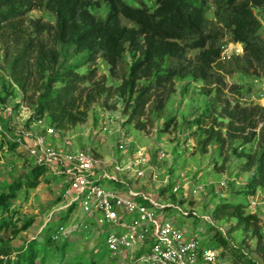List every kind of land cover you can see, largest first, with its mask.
Wrapping results in <instances>:
<instances>
[{
  "label": "rangeland",
  "instance_id": "obj_1",
  "mask_svg": "<svg viewBox=\"0 0 264 264\" xmlns=\"http://www.w3.org/2000/svg\"><path fill=\"white\" fill-rule=\"evenodd\" d=\"M126 1L131 5H137L134 0ZM142 1L150 9L155 5L154 0ZM91 10L100 16L105 13L104 5L93 6ZM211 11L212 6H209L207 11L209 17ZM252 11L260 21L259 32L264 38V11L256 6L252 7ZM35 19L38 23L53 24V14L45 8H33L24 15L26 34L30 37L37 35L50 44V31L44 29L37 33ZM121 20L127 25H132L124 17ZM227 38L228 36L224 37L225 43L220 54L226 66L234 65L237 61L235 57L243 54L242 44L238 41H227ZM237 44H240L241 48L237 47ZM16 49L11 42L7 44L0 39V70L5 74L8 62ZM195 52L196 50H189L187 55H193ZM124 58L129 61L127 53ZM59 60L64 64L77 61L78 73L92 75L90 80L82 83L83 86L92 85L93 81H102L107 89L89 104L84 122L63 130L54 128L56 134L47 137L51 144L64 145L70 152L76 150L91 152L98 158L121 157L126 152L120 156L116 147L118 134L102 135L98 131L101 121L106 116L116 118L118 125L124 128L135 145L146 147V155L152 163H160V166L176 180H180L182 176L193 175L204 184L194 196L186 199L181 198L180 192L170 194L159 188L153 190V186L156 185L149 180L144 184L140 183L144 191L157 192L160 201H169L173 205L177 203L183 211H187V215H184L177 208H170L168 218L171 224L187 231L202 227L200 241L205 247L217 246L212 236L218 232L248 257L264 263V251L257 248V240L251 234V228L244 230L242 225L236 224L234 218H216L212 213L214 205L222 200L245 203V212H253L259 216L257 225L263 234L261 242L264 245V190L259 187L253 192L247 190L246 181L251 171L243 168L245 158L237 154L238 151L253 149L257 139L254 138L244 144L241 143L240 137H233L224 144L212 139L203 145L206 135L204 129L210 124H213L214 128L221 125V131H225L227 118L221 113L225 100L230 105L238 103L245 106H260L259 100L264 97L262 90L264 71H233L223 75V83L218 85L191 77H176L174 89L161 109H155L148 101L142 115L128 120L131 101L127 104V98L119 93L118 86L121 82L119 69L111 72L109 64L99 56L93 61H84L70 48L59 57ZM31 68L32 86L26 93L10 83L3 82V87L0 86V97L4 98L0 101V125L5 131V133L0 131V193H14L8 209L5 212L0 211V219H4L7 224L6 228L0 231V251L14 257L32 241L38 252L37 260L42 259L43 264H127L122 260H111L107 256L104 237L111 228L105 227L99 237H96L95 232L91 234L87 229L89 225H85L86 215L74 206L68 210L61 196L60 182L46 170L37 175L31 171L36 163L15 141L24 131L42 132L41 127L34 122L36 117L26 120L15 118L20 110L17 100L32 109L33 104L29 97L37 94L38 91L34 89L44 80L33 64ZM54 85L58 86L59 82ZM216 86L219 88V97L215 96ZM168 119L171 121L165 127L164 121ZM135 145H130L129 155L137 147ZM233 148L237 151L233 152ZM159 150L166 153L163 159L158 158ZM34 181L36 183L32 185ZM14 184L19 186L14 188ZM103 184L108 186L105 182ZM132 187L136 188L134 184ZM191 209L197 215L192 214ZM202 214L207 215L209 220L202 219L200 217ZM128 216L130 215L126 217ZM88 220L95 224L92 219ZM26 222L28 225L23 228ZM59 225H63L64 230L53 240H47L48 235L54 233ZM220 260L224 264H238L229 249L222 250Z\"/></svg>",
  "mask_w": 264,
  "mask_h": 264
},
{
  "label": "trees",
  "instance_id": "obj_2",
  "mask_svg": "<svg viewBox=\"0 0 264 264\" xmlns=\"http://www.w3.org/2000/svg\"><path fill=\"white\" fill-rule=\"evenodd\" d=\"M134 1L137 5L126 0H0V39L17 47L7 65L9 79L26 93L32 86V64L44 78L34 89L37 94L29 97L34 117H45L49 125L59 130L70 128L86 120L89 104L107 89L102 81L82 85L92 75L78 73L77 61L64 64L59 60L69 48L84 61L99 56L109 64L111 72L120 70L119 93L127 98V104L131 101L128 120L142 115L148 101L155 109H161L174 89L176 77L218 85L223 83V75L233 71H264V38L259 32L260 21L252 11L253 6L264 11V0H154L152 9L142 0ZM98 5L105 7L102 16L91 10ZM209 6H212L210 17ZM33 8H45L54 16L53 24L34 20L37 33L50 31V44L25 32L24 15ZM122 17L132 25L123 23ZM225 36L227 41H238L243 47V54L235 57L234 65L226 66L221 59ZM189 50L196 52L188 56ZM125 53L129 61L125 60ZM140 80L143 82L139 83ZM3 82L10 83L0 75L2 87ZM57 82L59 85L55 86ZM215 96L219 97L218 86ZM221 113L227 118L225 131H221V125L214 128L210 124L204 129L203 145L212 139L224 144L240 137L244 144L256 138L253 149L237 154L245 158L243 168L251 171L247 190L253 192L257 187L264 190V107L230 105L225 100ZM170 121H164L165 127ZM43 170L39 164L31 169L36 175ZM13 196V192L0 193V211L8 209ZM73 206L69 205L68 210ZM244 208L243 202L222 200L214 205L212 213L216 218H234L244 230L251 228L257 248L264 251L263 234L257 225L259 216L245 212ZM27 225L26 222L22 227ZM6 226V221L0 219V231ZM52 234L47 240H53ZM212 238L221 252L231 251L236 263L264 264L248 257L220 233L216 232ZM37 254L34 243L29 241L28 247L14 257L0 251V264H43L42 259L37 260Z\"/></svg>",
  "mask_w": 264,
  "mask_h": 264
},
{
  "label": "built area",
  "instance_id": "obj_3",
  "mask_svg": "<svg viewBox=\"0 0 264 264\" xmlns=\"http://www.w3.org/2000/svg\"><path fill=\"white\" fill-rule=\"evenodd\" d=\"M0 74L17 89L7 74L1 70ZM259 101L258 104L264 107V97ZM17 102L20 110L15 118H34L32 109L20 100ZM34 122L42 132L24 131L15 141L30 159L60 182L66 206L73 204L86 215L85 225H89L87 229L91 234L95 232L99 237L105 227L111 228L104 237L109 259L127 264H224L220 260V247L202 245V227L187 231L171 224L170 213L165 208H177L184 215L187 211L177 203L160 201L157 192L148 193L140 186L149 180L156 185L153 190L166 188V192H180L181 198L188 199L204 186L197 177L187 175L180 180L174 179L160 163H152L146 155V147L135 145L124 128L118 125L117 119L111 116L101 121L98 131L102 135L118 134L116 147L120 156L124 152L127 154L121 157L98 158L82 150L70 152L64 145L56 146L47 140L48 136L56 134V130L45 117ZM0 131L5 133L1 125ZM132 144L137 147L129 155ZM165 155L164 150H159V159ZM133 184L136 188L132 187ZM190 211L197 215L193 209ZM127 215L130 216L127 218ZM200 217L209 220L207 215ZM63 230L64 226L59 225L52 238Z\"/></svg>",
  "mask_w": 264,
  "mask_h": 264
},
{
  "label": "bare ground",
  "instance_id": "obj_4",
  "mask_svg": "<svg viewBox=\"0 0 264 264\" xmlns=\"http://www.w3.org/2000/svg\"><path fill=\"white\" fill-rule=\"evenodd\" d=\"M236 46H237V47L240 46V48H241V45H240V44H237ZM240 48H239V49H240Z\"/></svg>",
  "mask_w": 264,
  "mask_h": 264
}]
</instances>
